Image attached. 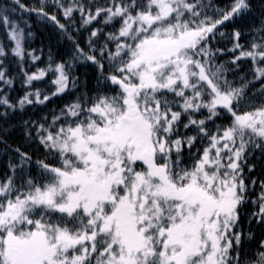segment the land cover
Wrapping results in <instances>:
<instances>
[{"label": "snow or ice", "instance_id": "obj_1", "mask_svg": "<svg viewBox=\"0 0 264 264\" xmlns=\"http://www.w3.org/2000/svg\"><path fill=\"white\" fill-rule=\"evenodd\" d=\"M0 28V264H264V0H0Z\"/></svg>", "mask_w": 264, "mask_h": 264}, {"label": "trees", "instance_id": "obj_2", "mask_svg": "<svg viewBox=\"0 0 264 264\" xmlns=\"http://www.w3.org/2000/svg\"><path fill=\"white\" fill-rule=\"evenodd\" d=\"M22 2L33 3V2H36V0H22ZM30 19L32 21V31L35 33V37H34L33 41L31 42V44L27 45V46L38 49L41 46V39L44 37H47L49 35L48 28H47V26L43 25L42 23L37 22L36 17L34 15ZM3 33H4L3 28H0V40H4V34ZM85 35H86V33H85ZM59 51L63 52V51H65V49L60 48ZM37 54L39 55L40 53L38 52ZM46 59H47V48H45V52L41 56V60L36 63L35 67H44L45 63H46ZM9 63L12 64V63H14V61H9ZM31 70H35V68H32ZM77 71H78V73H83L86 71V69L83 66H81L77 69ZM36 86L47 87V80L43 81V83L37 84ZM13 89H14L12 92L13 97H16L18 95H23L24 90H25L22 87L19 80L16 81V83L13 86ZM63 102L64 101L60 100V99H53L48 104V108H52L54 105L59 106ZM28 111L30 112V111H32V109L29 108ZM41 111H47V109H41ZM6 139H8V142L10 144H13V145L21 144V146L24 147V150H26V151L30 150V147L24 146L22 144L21 137L19 136V130H14L8 137H6ZM0 147H2V145H0ZM6 161H7V157L0 155V174H2L4 169H5Z\"/></svg>", "mask_w": 264, "mask_h": 264}]
</instances>
